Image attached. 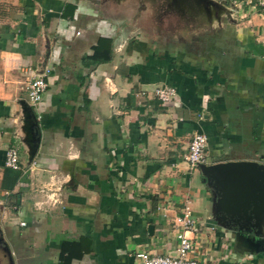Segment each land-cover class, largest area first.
Here are the masks:
<instances>
[{"label":"crops","instance_id":"crops-1","mask_svg":"<svg viewBox=\"0 0 264 264\" xmlns=\"http://www.w3.org/2000/svg\"><path fill=\"white\" fill-rule=\"evenodd\" d=\"M124 1L0 0V264L171 254L185 197L202 264H264L234 245L217 192L192 188L202 174L184 161L202 132L205 164L264 162V9L215 0L209 43L158 52L121 21ZM46 69L31 106L28 81ZM157 85L174 87L169 103ZM9 148L19 170L3 164Z\"/></svg>","mask_w":264,"mask_h":264},{"label":"rangeland","instance_id":"rangeland-1","mask_svg":"<svg viewBox=\"0 0 264 264\" xmlns=\"http://www.w3.org/2000/svg\"><path fill=\"white\" fill-rule=\"evenodd\" d=\"M122 4L127 15H124L121 21L134 27V34L144 41L145 46L157 50L172 49V45L179 47L184 46L183 44L189 47L188 49L200 48L201 44L209 43V21L205 20L204 16L208 18L212 9L216 11L215 16L220 13L219 9L202 5L196 0H130L128 4H125V1ZM248 6L253 10L255 8L254 4ZM131 7L134 9L130 10ZM202 177L201 175L199 179H191L192 188L214 189L207 180L202 181ZM263 215L264 209L254 216V225L248 230L252 238H249L248 244L242 243V248L252 257L254 252H258L264 261V220L259 224Z\"/></svg>","mask_w":264,"mask_h":264},{"label":"water","instance_id":"water-1","mask_svg":"<svg viewBox=\"0 0 264 264\" xmlns=\"http://www.w3.org/2000/svg\"><path fill=\"white\" fill-rule=\"evenodd\" d=\"M196 1L221 9L215 0ZM31 123L34 124L33 121ZM33 131L36 140V129ZM198 169L203 176L202 180H207L217 192L220 216L229 220L234 227V245L239 248L242 243L248 244L249 238H252L248 230L254 225V216L264 209V162L238 160L202 163ZM148 229H151V225ZM2 249L9 255L7 247Z\"/></svg>","mask_w":264,"mask_h":264},{"label":"built area","instance_id":"built-area-1","mask_svg":"<svg viewBox=\"0 0 264 264\" xmlns=\"http://www.w3.org/2000/svg\"><path fill=\"white\" fill-rule=\"evenodd\" d=\"M247 4H254L256 7L264 9V0H245ZM47 69L36 77L31 78L27 84V101L33 106L41 98L42 92L45 90V77ZM143 95V92H140ZM152 94L154 98L161 104L169 103L175 96L174 87L170 85H157L153 88ZM206 145V136L202 132H193L189 138L184 161L189 170L196 169L204 163V148ZM4 166L19 170L20 165L16 149L9 148L5 151ZM178 213L174 216L172 224L175 226L176 243L171 254H153L147 251H139L134 253L133 257L140 264H202V261L196 253L201 249L196 246L195 239L200 233L199 223L193 216L189 207L187 197L184 198L180 205ZM22 224V223H20ZM197 250V251H196Z\"/></svg>","mask_w":264,"mask_h":264}]
</instances>
